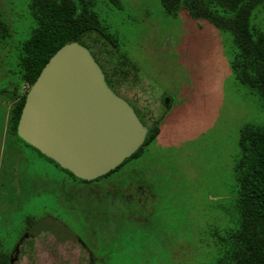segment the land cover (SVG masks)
I'll return each instance as SVG.
<instances>
[{
    "label": "rangeland",
    "instance_id": "obj_1",
    "mask_svg": "<svg viewBox=\"0 0 264 264\" xmlns=\"http://www.w3.org/2000/svg\"><path fill=\"white\" fill-rule=\"evenodd\" d=\"M31 2L0 0V19L12 31L7 42H0V183L6 181L10 144L24 149L22 159L33 158L36 175L23 179L30 183L28 197L18 207L12 196L0 195V239H5L0 264H10L8 248L26 229L44 231L53 242L65 240L76 248L59 247L61 253L69 252L71 261L53 264L85 258L79 248L85 250L86 261L94 258L91 264H218L238 218L241 133L251 126L264 128L263 99L232 69V36L184 9L167 15L162 0H119L120 7L111 0H91L99 22L136 68L135 75L118 85V95L134 106L137 99L147 113L146 126L157 127L152 142L142 145L115 174L97 181L108 191L116 188L112 179L117 174L126 178L148 169L141 179L154 189L134 197L129 210L135 215L129 218L115 194L111 213L123 217L101 226L94 211L84 216V204L75 199L80 181L26 149L10 129L13 94L18 88L23 97L31 87L22 83L20 66L22 48L36 28ZM253 24L264 29L263 6L256 9ZM83 40L94 55L112 52L96 33ZM22 165L24 160L23 171ZM28 258L21 264H51L50 256L45 262H37L33 253Z\"/></svg>",
    "mask_w": 264,
    "mask_h": 264
},
{
    "label": "trees",
    "instance_id": "obj_2",
    "mask_svg": "<svg viewBox=\"0 0 264 264\" xmlns=\"http://www.w3.org/2000/svg\"><path fill=\"white\" fill-rule=\"evenodd\" d=\"M111 2L121 6L119 0ZM162 4L169 16L184 9L193 18L205 19L230 34L234 45L232 69L237 79L264 101V29L253 24L254 13L264 7V0H162ZM30 10L36 28L20 55L22 83L32 86L52 56L68 43L78 42L91 51L83 39L94 33L112 51L101 55L91 51L108 86L118 94L122 80L135 75V66L120 52L116 37L99 22L91 0H32ZM11 36L10 26L0 19V42H7ZM18 92L16 88L9 120L14 134L26 99ZM156 129H150L144 145L154 140ZM239 144L238 218L224 240L218 264H264V128L247 127Z\"/></svg>",
    "mask_w": 264,
    "mask_h": 264
},
{
    "label": "water",
    "instance_id": "obj_3",
    "mask_svg": "<svg viewBox=\"0 0 264 264\" xmlns=\"http://www.w3.org/2000/svg\"><path fill=\"white\" fill-rule=\"evenodd\" d=\"M18 136L84 180L115 170L144 145L148 128L107 84L91 51L61 47L26 94Z\"/></svg>",
    "mask_w": 264,
    "mask_h": 264
},
{
    "label": "flooded vegetation",
    "instance_id": "obj_4",
    "mask_svg": "<svg viewBox=\"0 0 264 264\" xmlns=\"http://www.w3.org/2000/svg\"><path fill=\"white\" fill-rule=\"evenodd\" d=\"M133 103H135V106L130 104V103L129 104L134 109L135 113L137 114L138 118L143 123V125L146 126L144 119L147 116V113L142 111V107L140 106V103L137 99H135V100L133 99ZM10 104H12V106H13L12 102ZM147 128H148V135H149L150 128L149 127H147ZM12 134L15 135L17 137V139H19L23 143H25V145L27 146L26 149H28V148L33 149V151H35V153L44 156L50 162L54 163L56 167H58L59 169L61 168L63 171H65L69 175H71L73 178L80 181L81 187H78L75 190V199L79 200L80 202H82L84 204V207H82V209L80 208L82 210V213H84V216H86L88 214L87 212L90 209H92L94 211V214H96V216L100 220L101 226L104 223L107 224L108 219L113 221V219L116 220V219H119L120 217H123L122 213L118 214L116 212V213H114L115 215L111 213L112 211L110 210V208L113 206L112 203L114 200L113 198H115V194H118V196L121 198V203L123 204L125 211H126V215L128 214L127 217L129 218V217H133L135 215L134 212H131L129 210L130 205H132L134 203V197H137L139 195H145L146 191L147 192L149 191L151 193V190H153L155 187L153 184H150V181L147 182V180L141 179V175L143 176L145 174V172L148 170V169H146V170L142 169L140 171L131 172L130 174H128V176L126 178H123L122 175H120V177H118V174H117V176L115 175L116 178L112 179V180H114L113 181L114 183H112V184H116L115 185L116 188H109L108 191H106L105 189L102 188V186H100L98 184L97 181H100V179H105V178L109 177L111 174H115L119 170V167L122 166L130 158L127 159L126 161H124L115 170L107 173L104 176H101V177L94 179V180H84V179H80V178L76 177L73 173L62 168L55 161L46 157L40 151H38L37 149H35L31 145L27 144L25 141H23L18 136L17 131H16V134H14L13 132H12ZM147 138H148V136H147ZM23 150H24L23 148H17V146H15V144H10V149L8 150L9 156L7 155L8 159H7V164H6V168H7V172H8L7 177H6V181H5V184L0 183V195L3 197L4 196L8 197V195L12 196L16 200L15 206H17V207H18V204H20V202H21V198L26 199L28 197V196H26V194L28 193V188H29L30 183L26 184V182H23V179L25 180L26 178H29L30 176L35 175V171L31 169V164L33 163V158L29 157V160H27L25 158L22 159ZM22 160H24V162L26 163L25 167H24V165H22V167L24 169L23 171H22V169H20ZM28 169H29V171L26 173V171ZM30 169H31V171H30ZM135 176L137 178L133 179V177H135ZM124 181H127V182L124 183ZM35 182H36V179H35ZM93 182H97V184H95ZM119 183H121L122 185L124 184L123 189L121 188L122 186L119 187V185H117ZM32 185H33V182H31V186ZM24 192H26V193H24ZM149 192H148V194H149ZM24 194H25V197H23ZM89 206H91V208ZM113 212H115V211H113ZM115 216H116V218H114ZM4 240L0 239V246H2L1 243H4L3 242ZM48 243L50 244L51 247L48 245ZM78 243L80 244L79 241H78ZM59 247L62 248V251H64L63 248H67V247L72 249L71 250L72 252H74V249H76L73 246L71 247L69 245V243L66 242L65 240H59V241L53 242L52 235L48 234V235L44 236V231L43 232H37V231L35 232L34 231L33 233H31V232L29 233V231H27V229H26L21 234V237L19 238V240L13 244V248H11V249L8 248V250H9V252H7L8 253V260H9L10 264H21L24 260L29 261L28 254L33 253L37 262L38 261L39 262H41V261L45 262L44 259H47L48 256H50L51 260H48L50 262L51 261H53V262L59 261V262H63V263H65V262L69 263L71 261V257H70L71 255L69 256V254H68L69 252L68 253H66V252L61 253ZM81 247H83V246L81 245ZM21 248L23 249V253H22ZM78 251L82 252L83 255H85V258L76 259V261H75L76 263H74V264H91V261L94 260V258L92 257L88 261H86L87 257H86L85 250L83 251L81 248H79ZM53 262H51V264H53Z\"/></svg>",
    "mask_w": 264,
    "mask_h": 264
}]
</instances>
